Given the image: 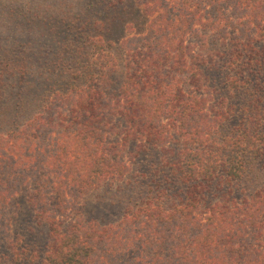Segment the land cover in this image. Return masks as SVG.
Masks as SVG:
<instances>
[{
  "label": "trees",
  "instance_id": "16d2710c",
  "mask_svg": "<svg viewBox=\"0 0 264 264\" xmlns=\"http://www.w3.org/2000/svg\"><path fill=\"white\" fill-rule=\"evenodd\" d=\"M134 2L149 19L129 36L124 16L116 38L80 35L98 26L81 9L49 26L42 44L76 30L92 56L67 80L39 90L32 50L5 63L19 87L4 107L0 83V264H264V0ZM123 178L121 216L97 220L90 194Z\"/></svg>",
  "mask_w": 264,
  "mask_h": 264
},
{
  "label": "rangeland",
  "instance_id": "374dc122",
  "mask_svg": "<svg viewBox=\"0 0 264 264\" xmlns=\"http://www.w3.org/2000/svg\"><path fill=\"white\" fill-rule=\"evenodd\" d=\"M110 1L115 2L116 0ZM134 1L135 0L118 1L115 3V6L107 7L105 11V5L108 4L109 0H0V44L3 45L4 50L6 51L5 52L0 49V83L3 86V106H14L17 95L16 87H19L16 83V76L12 75V71H9L17 64L10 63L5 65V63L10 61L13 56H15V59L18 62L19 57L26 56L30 50L35 52L34 57H37L40 54V60L38 63L39 66L35 63L33 70H36L35 74L36 72L44 74L43 78L40 79V82L44 84V86L39 87V90L41 91L46 87V84H51L52 82H55L54 80L56 79L67 80L66 74L69 70L66 68L69 66L72 70H74L75 68L80 67L81 64L88 61L93 63L91 54L86 52L85 48H80V50H82L80 52L77 47V42L73 40L75 38L74 31L76 30L66 32L68 36L65 39L63 38L66 35L63 33L60 38H57L56 42L42 44V42L46 41L45 39L48 36L47 34L49 33V30L56 29L53 25L58 27L60 26L62 14H66V11H69L68 16H70L71 13H76L79 9H81V11H83L84 18H89V21L96 20V22H98V26L95 25L94 28L91 27L90 29H85L83 25L81 29L83 32L80 31V35L86 36L89 34L90 36V34L105 32L107 38H116L115 35L118 33L115 32L118 29H114V27L111 26L113 30H110L108 29L109 27L107 28L106 23H108L112 17H114L115 23H118V20L120 21V18L124 16L123 18L127 21V25L124 27L123 33L126 34V36H129L139 28L143 29L144 24H146V22H144L145 19H149V16H145V19L143 18V13L140 12L139 5L136 6L137 9L135 10ZM29 13L33 14L32 17H29ZM41 15L46 16L43 21L41 20ZM100 19H104V26L102 23L99 25ZM61 24L63 25V23ZM51 25L52 27L49 29V26ZM103 28L105 31H103ZM63 41L67 42L66 46L68 49L64 52V59H57L58 56L62 55L61 44L64 43ZM126 45L127 44L122 42L121 46H116L117 53H115V58L117 63L119 61L118 64L122 61L120 59L123 56L122 53ZM43 50H45V53H43ZM43 54L47 56L43 57ZM61 61L66 64L64 71L62 72L58 70L59 66L54 67L55 62ZM32 62H36L35 58ZM46 68H49V70L46 71ZM47 76L48 78L44 81V78ZM11 84H13V86ZM22 85L23 84H20V86ZM229 90L231 94L230 101L234 102L237 108H241L245 104L243 102H247L249 100L247 95L237 96L238 94L233 92L232 89ZM32 92H34V90L31 87L27 89V93H29V95H31L30 93ZM24 96L26 97V94H24ZM56 96H58V94ZM31 107L35 108L32 105ZM31 107L29 106L28 111H25L24 107L21 108L22 114L19 118L16 117L17 120L15 122L17 124L23 120L24 116L30 114L31 110H34ZM20 140H23V138ZM20 140L17 142L20 143ZM7 148L8 147H4L5 150H7ZM129 174H138L136 164H132ZM124 183V178L112 180L105 184L102 183L103 185H100L92 191L89 196L88 206L94 205V201H97L101 197L105 198V202L102 203L108 205L106 211L96 215L95 218L97 220H116L121 216L126 204L123 196L124 193L121 190L125 185ZM144 188H146V186Z\"/></svg>",
  "mask_w": 264,
  "mask_h": 264
}]
</instances>
